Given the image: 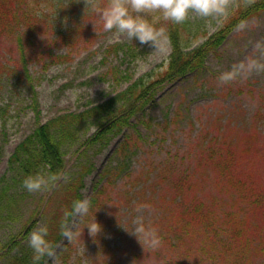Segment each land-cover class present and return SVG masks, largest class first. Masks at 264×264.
I'll return each mask as SVG.
<instances>
[{"label":"rangeland","instance_id":"1","mask_svg":"<svg viewBox=\"0 0 264 264\" xmlns=\"http://www.w3.org/2000/svg\"><path fill=\"white\" fill-rule=\"evenodd\" d=\"M233 3L234 0H227L226 16H201L195 10L189 11L192 32L199 37L197 41V38L191 41L190 48L222 26L233 9ZM37 4L38 11L43 4L61 7L57 10L56 20L48 13L37 14L34 29L23 35L20 45L15 41L16 33L0 36V177L6 170L7 159L14 147L38 124L60 113L79 112L108 100L137 77L165 64L170 54L166 27L160 20L154 21L160 31L154 44H142L137 39L131 43L126 34L115 29L105 30L99 15L86 7V0H37ZM78 27L80 35L76 37ZM68 28L73 32L61 39L60 35L65 34ZM126 43H130L132 51L125 48L105 58L104 51L108 46ZM115 67L129 75V80L116 84L109 73ZM263 89L264 13L236 28L216 54L207 56L202 69L167 84L158 91L154 103L132 118L131 124L136 125V132L130 134L138 145L131 154L128 170L107 188L103 208L97 213L102 230L97 236H92L88 229L77 232L81 216L74 214L67 228L73 231V235L77 232V236L67 264H161L165 261V249H150L146 245L143 248L129 231L137 227V218H143L160 231L164 228L160 219L169 215L167 208L170 206L175 213L183 208L184 202L167 203L163 207V199H166L163 196L167 194L172 198L179 188L189 186L184 179L187 174H182L183 169H194L197 137L200 133L213 136L217 132L213 126L216 120L223 132L228 130V126L232 129L264 128V118L255 120L258 111L264 114L263 96V101L259 97ZM175 111H178V119L167 124L164 120L171 118ZM147 119L152 121L148 127L140 123ZM94 131L92 127L76 143L65 147V180L83 162L80 156L84 148L82 143ZM122 136L123 133L114 137L99 152L97 148L88 150L87 163H92L93 169L84 179L81 201H88L91 197L101 170L111 162ZM249 149L245 156L248 164L244 159L238 162L236 174L232 175L239 177L245 187H257L258 190L264 186V175L255 174L257 167L252 164V158L263 164L264 158L255 156L256 151ZM167 159H170V164L175 161L174 170L170 168L165 172L163 166ZM200 171L193 174L195 178L200 177ZM63 178L61 182L65 181ZM166 178L169 184L165 183ZM215 180L217 174L209 172L196 186L199 195L204 201L219 197L227 202V197L234 191L226 182L219 184L216 181L215 186ZM176 181L177 187L170 189ZM32 194L36 202L44 199L47 192L38 190ZM246 195L251 193L247 191ZM188 205L189 200H186ZM27 215L25 210L21 222L1 225L0 252L6 240L21 228ZM41 224L43 217L40 216L34 228ZM262 233L264 235V230ZM65 240L56 248L57 252ZM26 243H29V237ZM186 244L179 245L175 250L182 253ZM200 262L210 264L205 256ZM46 263L60 264L56 254L54 258L48 257ZM192 263L191 260L189 264Z\"/></svg>","mask_w":264,"mask_h":264},{"label":"trees","instance_id":"2","mask_svg":"<svg viewBox=\"0 0 264 264\" xmlns=\"http://www.w3.org/2000/svg\"><path fill=\"white\" fill-rule=\"evenodd\" d=\"M96 3L103 6L107 0H97ZM37 6V0H0V36L16 33L15 41L20 45L23 35L35 27V20H38ZM263 13L264 0H234L233 9L222 26L192 48L189 47L191 41L196 38L197 41L199 37L193 34V25L188 17L180 23L164 20L162 17L157 19L166 27L170 46V54L165 64L137 77L124 90L106 101L79 112H64L51 117L45 123L38 124L22 139L9 155L6 170L0 177V227L5 222H21L25 210L28 215L21 228L2 246L0 261L4 263L0 264H37L33 260V249L26 240L40 216L43 217V224L49 227L48 239L53 243L56 260L60 264H67L77 232L88 229L84 225L92 222L95 217L99 218L97 213L103 208L107 188L112 186L122 172L128 170L131 154L138 145L130 134L136 132V125L131 124L132 118L154 103L158 91L167 84L202 69L207 56L210 53L216 54L230 33L247 20ZM148 19L151 21L152 15H148ZM78 30L76 37L80 35L79 27ZM71 32V28L66 29V33L61 34L60 38L70 36ZM125 48L126 51L133 49L130 43L112 44L105 49V58ZM160 67L162 68L159 69ZM109 73L116 84L130 78L117 67L110 69ZM262 96L264 100V89L259 93L261 101ZM178 117V111H175L171 118L164 121L167 124L174 123ZM263 118L264 114L261 112L255 114V120ZM140 123L146 127L152 125L151 119L141 120ZM213 126L217 131L213 136L200 133L201 137H197L194 153L196 161L192 166L194 169H183L182 174H187L184 179L189 186L186 189L179 188L172 198L167 194L163 196L166 198L163 199V207L167 203L185 204L177 213L169 206V215L160 219L164 226L159 231L163 242L157 250L163 248L166 252L165 261L161 264H189L191 260L192 264H204L200 262L204 256L210 264H264V186L258 190L257 187H245L239 177L232 175L236 174L235 167L238 162L244 159L248 164L245 156L250 151L249 147L251 151H256L255 156L264 158V128L232 129L228 126V130L223 132L218 120ZM92 127L95 128L94 133L82 143L84 148L80 156L84 163L80 162L78 169L65 180V147L76 143ZM121 133L122 139L112 154L111 162L103 167L100 179L93 186V193L88 200V212L81 216L77 232L71 239L65 240L64 227L71 222L75 214L74 202L82 200L84 179L93 169V164L87 163L88 150L97 148L96 151L99 152ZM169 160L163 166L165 172L170 168L174 170L175 161L172 160L173 164H170ZM252 164L257 167L255 174L264 175L263 163L252 158ZM198 170H202L200 177L195 178L193 174ZM36 172L54 174L56 179L41 189L47 192L46 197L35 202L33 191L30 192L24 187L23 179ZM209 172L217 174L215 186L217 183L226 182L234 191L233 195L227 197V202L219 197L204 201L203 196L199 195L200 191L196 186ZM62 178L64 182H61ZM192 180L194 181L190 183ZM164 181L169 184L168 178ZM177 185L178 181L170 189ZM247 191L251 193L250 196L246 195ZM185 199L189 200L188 206ZM63 239L65 242L57 252L56 248ZM185 242L188 244L182 253L175 250L179 245H185ZM194 255L196 256L193 257ZM47 258L48 256L43 257L38 264H47Z\"/></svg>","mask_w":264,"mask_h":264},{"label":"clouds","instance_id":"3","mask_svg":"<svg viewBox=\"0 0 264 264\" xmlns=\"http://www.w3.org/2000/svg\"><path fill=\"white\" fill-rule=\"evenodd\" d=\"M86 7L91 8L99 15L105 30L115 29L119 33L126 34L129 39L139 40L142 44L149 42L154 44L160 35L154 21L161 17L164 20L180 23L188 17L190 10H195L201 16L212 14L226 16L228 14L227 0H107L103 6L97 4L96 0H86ZM60 8L59 6L43 4L37 14L48 13L54 17L55 21L58 14L57 10ZM148 15H152L151 21L148 19ZM66 20L67 17H65ZM240 26L243 27V24ZM224 78L227 79L228 77ZM55 179L54 174L36 172L26 176L23 179V185L30 192L38 191L48 186ZM89 207V201L77 200L74 202L73 212L78 216H83L88 212ZM141 207H148V205H141ZM136 224L137 227L129 232L135 235L143 248L146 245L150 249H157L162 245L163 237L158 228L150 222H145L143 218H137ZM85 226L92 236H97L102 230V225L96 217L92 222L86 223L84 228ZM48 233L47 224L35 227L30 233L29 244L34 252L33 260L37 264L45 256L55 257L54 246L48 239ZM63 234L71 239L73 231L64 227Z\"/></svg>","mask_w":264,"mask_h":264}]
</instances>
